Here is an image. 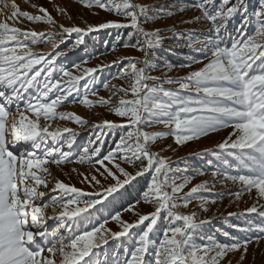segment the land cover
Returning <instances> with one entry per match:
<instances>
[{
    "label": "snow or ice",
    "instance_id": "snow-or-ice-1",
    "mask_svg": "<svg viewBox=\"0 0 264 264\" xmlns=\"http://www.w3.org/2000/svg\"><path fill=\"white\" fill-rule=\"evenodd\" d=\"M84 3L89 9L123 16L127 23L107 20L83 28L65 27L57 24L43 6L38 9V15H32L20 11L15 3L11 4L12 19L23 17L30 22H47L59 27V33L22 30L0 22V264H220L228 253L237 251L241 252L242 264L249 244L254 242L251 234H256L255 242L259 243L264 238V225H233L238 232L250 235L237 238L223 232L230 243H220L212 236L197 243L195 233L207 221L196 222L195 213L181 215L177 209L186 207L201 190H209L207 183L178 196L188 178L176 184L170 177L173 170L167 158L151 151L150 145L160 135L172 134L175 142L182 145L230 127L227 138L215 150L206 151H211L222 164L224 179L239 183L241 192L251 193L255 189L258 200L243 213H229V216L256 214L264 220V204H259V200L264 199V0H258L259 6L251 16L248 0H196L192 7L199 9L201 16L195 19L203 18L211 26L199 46L192 45V32L186 34L190 49L203 53L207 62L185 77L159 84L149 83L158 79L149 74L154 67L150 63V52L161 44L163 37L160 29L145 31L143 23L159 15H171V12L161 8L150 15L152 5L134 0H84ZM186 7L182 6L179 11ZM58 11L63 13L64 9ZM236 16H242L240 26L235 29L237 36L231 38L230 47L221 46L222 35ZM249 23L256 25L255 31L245 35ZM126 28L133 29L128 33L129 38L137 34L143 39L133 45L125 41L124 46L138 48L144 58L121 57L112 61L116 65L128 61L117 75L131 77L130 86L118 89L124 94L118 104L113 105L110 99L103 97L95 101L109 106V111L124 118V122L104 120L92 125L95 140H90L78 157L80 163H91L95 159L97 164L103 165L109 161L122 178L110 169L105 168L103 172L97 169L99 175L111 177L115 182L106 180L105 187L96 175L79 173L80 182L92 185L93 191L86 192L55 178L54 186L49 188L50 167L71 160L70 150L77 133L68 128L50 131L47 124L40 125L39 119L51 120L57 115L56 107L72 93L79 98V83L85 78L83 102L93 103L87 99V93L95 94L96 74L112 66L88 68L83 76H73L57 63L58 58L66 55L59 47L73 34L76 37L73 48H76L86 44V37L102 30ZM52 36L59 37L52 44L54 52H37L30 47ZM120 39L117 35L116 40ZM199 62L195 56L189 61ZM138 64L143 66L138 67ZM58 74H62L60 78H56ZM165 83H178L179 87L168 89L163 86ZM30 89L35 93L25 99L24 93ZM129 91L132 98L126 99ZM21 101L26 110L35 113V120L26 122L24 112H19V119L12 114V106L19 109ZM59 115L69 116L67 113ZM69 118L80 124L87 123L74 114ZM153 124H162L169 132L143 130ZM125 129L128 131L120 136L115 147L101 158L105 137ZM64 144L69 150L64 149ZM117 158L142 166L133 174L121 167ZM230 170L236 174H230ZM145 174H150L151 179L142 194L143 199L156 203L157 207L150 214L139 215L134 223L124 222L120 213L113 215L112 210L124 197L127 186ZM220 174V168L213 172L214 176ZM168 187L171 192L167 191ZM177 200H182L183 205L177 204ZM132 208L130 204L125 211ZM105 211L121 224V231L106 229ZM162 212L167 213L168 223L157 241L154 237L160 232L158 224ZM97 214L103 223L97 219ZM53 221L54 226L50 223ZM177 222H181L179 226ZM126 241L131 242V248Z\"/></svg>",
    "mask_w": 264,
    "mask_h": 264
},
{
    "label": "rangeland",
    "instance_id": "rangeland-1",
    "mask_svg": "<svg viewBox=\"0 0 264 264\" xmlns=\"http://www.w3.org/2000/svg\"><path fill=\"white\" fill-rule=\"evenodd\" d=\"M136 3L152 5L150 15L158 9H165L171 12V15H159L156 19L149 20L143 23L145 31L154 32L160 29V35L163 37L161 44L150 52V63L154 66L150 70L151 76L157 77V80L149 81L151 84H159L164 80L179 78L187 76L190 72L198 70L203 67L207 62L203 53L195 52L189 47V37L187 32H192L191 43L194 46H199V43L204 41L208 28L211 26L210 22L201 18L199 9L192 7L196 0H134ZM235 2V0H233ZM15 3L20 11H27L32 15H38V9L43 6L48 9L49 13L57 21V24H63L65 27L79 26L85 27L88 24H97L107 20H114L127 23L123 16L114 13H107L97 8L89 9L86 7L84 0H0V22H7L12 27H18L22 30H30L37 32H53L59 33V27H53L47 22H30L27 19L20 17L19 19H12L11 14L14 9L11 4ZM249 12L248 15L258 8V0H248ZM187 5L184 11L179 9ZM64 9V12L58 11ZM242 16H236L228 25L227 30L222 35L223 43L221 46H231V38L237 36L235 31L240 26ZM256 25L249 23L245 29V35H251L255 31ZM132 28L122 30H102L98 34L86 37V44L73 48L75 35L69 36L64 39L59 47V51L66 53L65 56L58 58L57 63L62 66L66 71H69L73 76H83L84 70L88 68H95L100 65L112 64V61L117 58H144L143 52L138 48L131 46L125 47V41L129 45L136 44L137 40H142L143 37L134 34L131 38L128 33L132 32ZM175 33H185L183 36H177ZM117 35L121 37L119 41L116 40ZM239 38V37H238ZM58 36L48 37L45 42H37L31 44L30 47L37 52H54L52 47L54 41L58 40ZM115 45V47H113ZM200 61L199 63H189L191 57ZM128 61L124 60L122 64H112L111 67H106L100 73H97V81L94 85V92L87 93V99L93 101L91 104H85L84 101V85L87 79H82L79 83L80 97L75 98V92L68 97L66 101L58 105L55 109L57 115L51 120L45 121L43 117L39 119L41 126L47 124L49 130L68 128L77 133L76 140L72 146L71 160L63 162L61 165H52L50 167L51 175L48 176L50 181L49 188L54 186L55 179H59L65 183H70L76 187L82 188L86 192L93 191V187L87 183L80 182L79 173L85 175H96L101 184L107 187V181L114 183L111 177L101 176L97 172H103L105 168L110 169L117 177L122 178L115 165L109 161H105L103 165L96 163L95 159L91 163L79 162V155L83 151V147L89 144L90 140H95V134L91 126L101 123L104 120H109L117 123L124 122V118L117 116L114 112L109 111V106L96 103L100 97L110 99L112 104H118L119 100L124 94L119 92L120 88H129L131 77L121 78L117 75L121 68L127 65ZM76 65H79L77 68ZM142 67V64H138ZM58 74L56 78H60ZM67 80L68 78H64ZM107 83L109 86L106 88L103 85ZM168 89H177L178 83L163 85ZM35 90L30 89L28 93H24L25 99L30 94H34ZM113 93H116L113 95ZM187 95V93H183ZM126 99H131V92ZM11 112L19 119V112H24L26 122L28 120H35V113L26 110L24 102H20L19 109L16 105L12 106ZM59 113H67L69 116H79L82 120L86 121L85 124H80L74 118L69 116L61 117ZM12 116L8 117L9 122ZM144 131L156 133H168L169 130L162 124H153L150 127H145ZM128 129L123 132L117 131L105 137V142L101 149V158L107 154L110 149L115 147L116 142L119 141L120 136L124 135ZM231 132L230 127L220 128L217 131L209 132L207 135L200 136L198 139L190 140L185 144H177L172 134L160 135L151 145L150 149L158 153L160 156L166 157L171 169L170 177L176 184L184 183L185 178L188 182L184 183L178 196H183L190 192V190L198 184L207 183V191L201 190L196 196L191 199L186 207L181 206L177 211L181 215H192L195 213L194 219L196 222L207 221L195 233L196 242L200 243L201 240L207 236H212L220 243H230L229 238L223 236V232H229L230 236L243 238L249 233L238 232L233 225L245 226L247 223H254L257 226L264 225L258 215L252 214L251 216L233 215L229 213H243L247 208L251 207L253 203H257V195L255 189L251 193L248 191L241 192V185L233 183L231 180L224 179L223 166L220 161L212 155L211 151L215 150L216 146L227 138L228 133ZM65 137L67 133L63 134ZM64 149L69 150L67 145L64 144ZM211 161V164L209 163ZM121 167L130 173H135L142 166L137 163L135 165L129 164L117 158ZM146 165V160L144 161ZM217 168L221 169L220 175H213ZM75 169V171H73ZM202 172V174H200ZM230 174H236L235 171L230 170ZM150 174H145L143 177L137 178L131 186H127V192L122 199H119L116 206L112 210L114 215L116 212L120 213V219L124 222L134 223L139 215L150 214L155 211L156 203L151 201H144L143 192L145 191L149 180ZM171 183V181H170ZM97 190H99L97 188ZM171 192V187L167 188ZM139 201V203H136ZM206 202V203H205ZM177 204L183 205L182 200H177ZM133 205L131 211H125L129 205ZM259 204H264V199L259 200ZM207 208V211L204 210ZM48 214L51 215V209H48ZM167 213L162 212L159 220L158 227L160 232L154 237L157 241L162 238V232L167 227ZM104 218L107 219L106 229L111 232L121 231V224L118 221L112 220L105 211ZM97 219L103 223V219L97 214ZM53 226L55 222H50ZM147 222H145L146 224ZM181 222H177L179 226ZM253 243L249 244L248 252L244 257L242 264H264V238L260 239L259 243L255 242V233L251 234ZM111 244V241H110ZM126 244L131 248V242L126 241ZM123 249H121V253ZM241 252H230L221 261L220 264H241Z\"/></svg>",
    "mask_w": 264,
    "mask_h": 264
}]
</instances>
